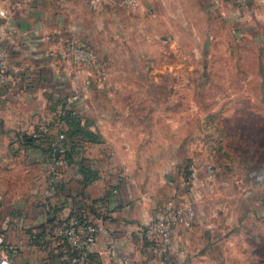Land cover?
I'll list each match as a JSON object with an SVG mask.
<instances>
[{
	"label": "rangeland",
	"instance_id": "rangeland-1",
	"mask_svg": "<svg viewBox=\"0 0 264 264\" xmlns=\"http://www.w3.org/2000/svg\"><path fill=\"white\" fill-rule=\"evenodd\" d=\"M85 21L77 41L109 72L105 84L137 89L98 97L91 89L103 80L73 81L75 98L95 111L124 93L153 102L147 145L162 161L146 182L156 188L170 158L179 176L198 163L180 258L264 264V0H104Z\"/></svg>",
	"mask_w": 264,
	"mask_h": 264
},
{
	"label": "crops",
	"instance_id": "crops-1",
	"mask_svg": "<svg viewBox=\"0 0 264 264\" xmlns=\"http://www.w3.org/2000/svg\"><path fill=\"white\" fill-rule=\"evenodd\" d=\"M94 1L0 0V45L9 71L7 84L0 86V232L18 249L12 259L2 246L0 254L15 264H70L68 245L56 228L82 203L81 196L85 205L105 197L95 205L101 215L89 214L100 233L81 264H205L202 255L180 258L186 252L185 225L178 226L165 253L156 250L147 230L155 208L172 196V182L181 176L178 160L170 158L162 186L146 182L155 163L162 161L161 152L147 145V138L154 139L153 102L125 95L134 93L136 86L105 84L107 70L91 91L98 97L124 91L128 100L104 101L95 111L87 100L75 98L72 75L77 69L74 72L73 64L59 56L65 39L87 37L85 13L104 0L93 6ZM61 98L101 139L82 148L81 155L99 173L87 184L74 165L58 169L42 150L23 143V137L41 125L58 136L63 127ZM32 232L44 236L45 248L33 243Z\"/></svg>",
	"mask_w": 264,
	"mask_h": 264
},
{
	"label": "built area",
	"instance_id": "built-area-1",
	"mask_svg": "<svg viewBox=\"0 0 264 264\" xmlns=\"http://www.w3.org/2000/svg\"><path fill=\"white\" fill-rule=\"evenodd\" d=\"M95 0L93 6L96 5ZM119 4L125 8H133L137 5V0H119ZM60 59L65 62H70L77 66L76 72L73 74L74 82L90 83V81L104 80L107 76V71L100 61L99 57L86 43L77 41L73 38L65 39L60 51ZM80 72H85L81 79ZM9 77L8 62L6 53L0 45V86L7 84ZM85 79V80H84ZM39 132L49 134L50 128L48 125H41ZM36 136V133H33ZM65 136L59 133L58 139L62 140ZM58 152L61 158L56 162L58 169L66 165L62 155L65 152V146L59 145ZM198 163L189 161L185 164L183 174L172 182L174 193L172 196L157 206L153 216L147 226L150 237L156 243V250L159 253L167 252L174 240L178 226L187 225L190 218L193 216V210L188 204V195L191 196L198 176ZM115 192V190H114ZM48 209V207L46 206ZM56 232L60 235L70 248L72 255L69 257L71 264H81L88 256L90 247L96 242L100 233V227L90 219L89 222L82 223L76 215L70 216L66 222L56 228ZM5 242V238L0 235V246ZM113 240L110 242V252H114ZM125 264V260L121 261ZM0 264H15L6 256L0 254ZM138 264H150L141 262Z\"/></svg>",
	"mask_w": 264,
	"mask_h": 264
},
{
	"label": "trees",
	"instance_id": "trees-1",
	"mask_svg": "<svg viewBox=\"0 0 264 264\" xmlns=\"http://www.w3.org/2000/svg\"><path fill=\"white\" fill-rule=\"evenodd\" d=\"M60 102L62 104V109L59 117L63 123V127L61 128L59 133H63L65 138L60 140L58 139V136L52 137V135L50 134H43L39 132V130H37L35 132L36 136H33V134L24 136L23 143L26 146H32L42 150L46 155H48V158L50 159L51 163L55 166L56 162L61 158V154L58 152L59 145L61 144L62 146H65V152L62 155V157L66 161L65 166L69 167L71 165H74L77 172L81 175L83 184L95 181L99 178V173L89 165L87 158L82 156L81 152L85 143L100 142V136L98 135L97 131L93 128L92 124L88 123V121H82L81 117L77 114L76 109L74 107L71 106L69 109L65 108V98H61ZM182 167L184 172L185 165ZM104 198L92 200L89 204L85 205L83 202V196H81V200L79 203H82L77 206V208L75 207V210L72 211L70 216L76 215L82 223L89 222L90 218L87 215L86 211L94 213L95 216L101 215L95 210V205L101 204V200ZM47 207L50 210L49 213H52V207ZM0 235L4 237L2 232H0ZM30 237L32 238L33 243H35V245L41 248H45L46 242L42 241L44 240L43 235L38 234L36 232H32L30 233ZM1 246L6 252V254L8 253L10 259H12L11 254L18 253L16 245L7 244L6 242H4ZM68 250V255L70 257L72 253H70L69 247Z\"/></svg>",
	"mask_w": 264,
	"mask_h": 264
}]
</instances>
